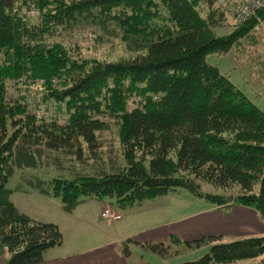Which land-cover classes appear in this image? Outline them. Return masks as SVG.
I'll list each match as a JSON object with an SVG mask.
<instances>
[{"label":"trees","instance_id":"trees-1","mask_svg":"<svg viewBox=\"0 0 264 264\" xmlns=\"http://www.w3.org/2000/svg\"><path fill=\"white\" fill-rule=\"evenodd\" d=\"M21 4L29 9L16 7ZM28 11H39L38 18L23 16ZM89 17L143 36L144 52L101 61L42 41ZM263 17L261 9L243 23L232 20V30L218 35L215 29L230 23L213 0H0V247L10 254L0 264H40L44 252L63 240L57 224L32 219L10 200L6 184L14 168L43 159L62 166L74 156L101 162L103 138L97 131L109 128L107 116L119 127L124 168L109 155L112 172L29 180L59 198L64 211L89 196L115 197L128 206L179 187L195 192L200 180L238 187L233 200L254 207L264 219V110L206 61L208 53L230 51ZM53 77L61 78L60 88L52 86ZM7 79L26 84L42 79V99L56 102L57 116L22 117L25 106L7 98ZM128 98L136 105L129 108ZM205 197L226 202L219 194ZM151 247L163 253L158 244ZM262 255L264 235H257L215 243L196 260L171 264L231 263Z\"/></svg>","mask_w":264,"mask_h":264},{"label":"rangeland","instance_id":"rangeland-1","mask_svg":"<svg viewBox=\"0 0 264 264\" xmlns=\"http://www.w3.org/2000/svg\"><path fill=\"white\" fill-rule=\"evenodd\" d=\"M213 1L225 10L223 4L216 0ZM6 2L15 3V0H6ZM20 6L29 9L24 4L16 7L21 8ZM27 13L29 15L23 13V16L29 20H36L39 16V11L38 14L33 11ZM227 16L230 25L216 28V34L223 35L232 30L233 19L228 13ZM98 21L94 23L91 17L78 20L73 27L65 29L59 27L55 34L42 37V41L44 43L58 42L68 48L69 52L76 57L95 58L101 61L129 59L144 52L145 39L143 36H139L136 32L128 29L125 30L124 27L112 20H106L108 21L106 26ZM251 37L252 40L249 39ZM206 61L228 76L251 101L264 110V17L261 24L257 25L248 37L235 44L230 51L226 54L208 53ZM21 82H15L11 79L5 80L7 98L19 101L25 106L21 113L22 117L27 118L36 115L37 118H53L56 114L57 104L53 100L43 101L42 93L45 86L43 80L36 79L30 84ZM60 82V77L51 79L52 86L57 88H60ZM110 87L107 86V88ZM103 93L104 96L110 94L106 89L103 90ZM128 101L129 108L136 105L133 99L129 100L128 98ZM104 104L105 102L102 101L101 109L104 108ZM105 119L108 121L109 128L97 131L100 138H103L100 153L103 155L101 162L92 160L85 162L82 158L78 159L74 156L72 160L65 158L62 166L47 164L43 159L36 166L15 167L6 184L13 192L10 196L11 201L21 208L39 207L43 200L48 199L39 194L29 180L39 179L47 183L54 178L71 179L85 174L96 175L103 170L112 172L109 155L115 158V166H118L119 169L124 168L126 162L122 155L123 146L117 121L109 116ZM197 183L199 187L195 192L185 187H179L152 198L135 202L127 208L120 207L115 197L104 196L101 198L109 204V208L119 210L118 213L122 219L113 221V225L118 227L119 231L127 237L122 242L123 246L120 245L123 254L127 248L125 244L132 245L131 264H138L139 261L141 264H171L192 261L203 256L215 243L264 235V219L259 212L254 207L242 205L233 200L239 193L238 187L232 186L228 189H222L200 180ZM205 194H219L226 199V202L221 204L211 202L205 197ZM91 198L96 197L89 196L83 199L90 200ZM106 221L112 222L110 219ZM180 222L185 223L184 231L192 234L193 237L188 238L189 240H185L187 237H182L178 232ZM94 226L101 228L98 222L94 223ZM84 230L89 235L94 234L89 233L87 229ZM149 231H163V237H166L160 241L159 233H156L157 235H153L154 241L139 240L140 244L136 246L134 241L130 239H137ZM133 232L134 234H132ZM129 233L132 237L128 236ZM211 235L215 238L209 239ZM71 241L72 237L67 236V242ZM151 244H158V248L163 253L152 250ZM6 254H8L6 247H0V259ZM262 258L264 259V255L220 264H259Z\"/></svg>","mask_w":264,"mask_h":264},{"label":"crops","instance_id":"crops-1","mask_svg":"<svg viewBox=\"0 0 264 264\" xmlns=\"http://www.w3.org/2000/svg\"><path fill=\"white\" fill-rule=\"evenodd\" d=\"M261 22L262 19L259 21V24ZM36 191L48 199L43 200V203H40L39 207L21 208L12 202L21 212L34 220L57 224L62 233V243L45 251L43 261L40 264H131L132 245L125 244L127 248L123 254L120 245L123 246L122 242L127 237L119 231L118 227L113 225V221L122 219L117 208L110 209L114 213L119 214L120 218L108 222L106 218L101 217V212L103 209L109 208V204L101 198L83 199L71 212H66L62 208L59 198L44 194L37 189ZM119 206L127 208L132 205ZM96 222L100 224L101 228L94 226ZM184 225L185 223L183 222L179 223L178 232L182 237H187L185 240H189L188 238H192L193 236L184 231ZM84 229L94 234L89 235ZM163 231H149L137 237V239H130L134 241L136 246L140 244L139 240L154 241L153 235L159 233V238L161 239H158L161 241L166 237H163ZM67 236L72 237L71 242H67ZM128 236H131V234L129 233ZM9 255L8 252L5 257L0 259V263H6ZM138 264H141V261Z\"/></svg>","mask_w":264,"mask_h":264},{"label":"built area","instance_id":"built-area-1","mask_svg":"<svg viewBox=\"0 0 264 264\" xmlns=\"http://www.w3.org/2000/svg\"><path fill=\"white\" fill-rule=\"evenodd\" d=\"M225 6V10L238 23H243L256 16L257 12L264 8V0H216ZM101 216L108 219H118L119 214L112 213L108 208L104 209Z\"/></svg>","mask_w":264,"mask_h":264},{"label":"water","instance_id":"water-1","mask_svg":"<svg viewBox=\"0 0 264 264\" xmlns=\"http://www.w3.org/2000/svg\"><path fill=\"white\" fill-rule=\"evenodd\" d=\"M232 198L230 197V200H231Z\"/></svg>","mask_w":264,"mask_h":264}]
</instances>
